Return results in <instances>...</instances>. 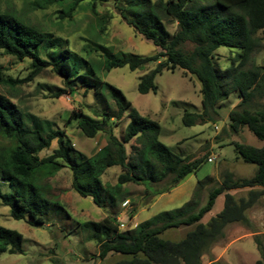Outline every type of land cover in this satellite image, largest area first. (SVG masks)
I'll return each mask as SVG.
<instances>
[{
  "label": "trees",
  "instance_id": "1",
  "mask_svg": "<svg viewBox=\"0 0 264 264\" xmlns=\"http://www.w3.org/2000/svg\"><path fill=\"white\" fill-rule=\"evenodd\" d=\"M35 1L41 9L57 6L60 20L69 22L78 12H90L96 17V38L104 35L114 18L99 15L97 6L112 2L117 17L158 50L150 56L115 55L99 41L89 40L83 49L85 57L71 50L69 41L28 22L17 11L2 10L0 0V53L17 62L30 61L31 70L28 78L19 80L6 77L0 68V86L15 87L50 68L63 85L52 98L82 89V94L90 92L98 105L88 108L90 115L72 112L69 122H76L83 137L94 139L103 134L106 141V146L90 157L82 153L73 156L74 148L64 131L24 112L0 94V178L13 188L12 193L0 190V204L8 208L9 217L26 221L31 227H42L56 209L70 218L60 204L45 198L42 184L66 168L73 192L89 198L106 214L98 222L76 223L85 234L84 240L97 244L99 260L117 255L121 259L116 264H202V257L223 239L228 225L250 227L246 213L264 196V103L255 102L264 100V66L251 63L252 55L264 42V0ZM165 22L175 23L173 34ZM220 47L238 50L228 57L230 65L225 70L220 69L214 57ZM92 52L99 53L101 62L89 59ZM150 63L155 67L139 81V94L155 93V77L163 71L181 70L199 82L202 109L196 114L185 112L181 118L184 126L212 122L211 116L217 114L219 105L235 94L239 103L228 113L229 131L236 135L246 129L262 145L257 148L237 141L228 144L237 159L255 166L252 177L239 178L224 171L220 183L209 190L204 205L190 199L183 207L154 216L124 233L116 209L126 199L125 185L143 186L144 200L156 198L170 193L209 160L204 154L185 158L172 154L159 142L160 125L143 117L120 90L98 78L94 71L98 65L106 72L123 67L135 71ZM124 115L130 122L119 140L113 128ZM132 140L138 147L131 146L134 151L129 154L126 145ZM53 141L56 149L40 157ZM112 167L121 169L116 183H102L101 176ZM207 182L210 179L198 182V190ZM242 189L248 190L247 198L235 199L231 192ZM219 196H223L222 209L203 221ZM148 203L142 202V207ZM135 214L134 209L128 218ZM181 228L187 231L180 240L162 238L165 232ZM23 241L17 231L0 226V254L22 255ZM254 242L259 255L255 264H264V236L255 235Z\"/></svg>",
  "mask_w": 264,
  "mask_h": 264
},
{
  "label": "rangeland",
  "instance_id": "2",
  "mask_svg": "<svg viewBox=\"0 0 264 264\" xmlns=\"http://www.w3.org/2000/svg\"><path fill=\"white\" fill-rule=\"evenodd\" d=\"M112 4V2H107L97 6L99 15L114 17L107 26L104 35H100L99 38H96L98 33L96 17L90 12H78L69 22L60 20V9L57 6L41 9L35 0H1V9L17 11L28 22L69 41L71 50L85 57L83 49L88 45L89 40L99 41L102 47L115 55L131 53L150 56L156 53L158 49L151 42L135 33L132 28L117 17ZM164 24L168 32L173 34L176 28L175 23L165 22ZM236 53L238 50L224 47L215 51V61L221 70H225L230 65L228 57L234 56ZM98 55L99 53L92 52L89 59L101 62ZM251 63L264 66V42H262L259 51L252 55ZM154 67L155 64L150 63L135 71L123 67L106 72L98 65L94 71L98 78L120 90L126 100L143 117L160 125L159 142L165 145L172 154L181 158L200 157L204 154L210 160H205L194 174L186 178L185 182L159 198L144 200L143 186L125 185L126 199L124 202L127 201L128 204L124 207L122 206L124 202L120 203L116 209L117 220L121 223L120 230L124 233L132 231L137 225L154 216L183 207L190 199L197 200L199 206L204 205L209 190L220 183L224 171H230L239 178L252 177L255 173V166L245 164L237 159L232 146L228 144L237 141L257 148L262 145L246 129L236 135L229 131L228 113L235 109L239 103L235 94L219 105L217 114L211 116L212 122L184 126L181 118L185 112L196 114L200 113L202 109L199 82L194 76L181 70L163 71L155 77L157 87L155 93L139 94L137 92L139 81L148 75ZM0 68L4 75L11 79L23 80L31 75L30 61L17 62L1 53ZM59 89H63L62 80L50 68H46L32 80L17 84L15 87L0 86V94L12 100L24 112L51 124L54 129L64 131L74 148L73 156L82 153L86 157H90L106 146L105 136L98 134L94 139L83 137L76 128V122L73 120L69 122V117L72 112L90 115L88 108L96 105L95 99L90 92L84 96L82 89H78L73 94H63L59 98H52V95ZM255 102L262 104L264 100L256 99ZM129 122L128 117L124 115L119 124L113 128V134L119 140L124 136ZM131 146L138 147V144L132 140L126 145L129 154L134 151H131ZM56 147V142L53 141L49 149L43 150L39 156L50 155ZM120 173L119 167L108 168L101 176V181L104 184L114 185ZM206 178L210 179V182L205 183L198 190L197 183ZM42 184L45 189V198L50 202L60 204L70 215V218L56 209L42 227H31L26 221L11 219L8 208L0 204V226L17 231L24 239L23 254H0V264H116L121 259L117 255H108L104 260L97 259V244L86 242L81 226L76 224L98 222L106 214L97 208L89 198H81L73 192L70 171L62 168L55 176L44 180ZM162 185L163 183L154 185V188H159ZM0 190L2 193L13 192V188L1 178ZM231 193L235 199L248 196L246 189ZM142 202H149V205L142 207ZM222 205L223 196H219L211 212L205 215L203 221L206 222L216 215L222 209ZM134 209L136 214L132 218H128L130 211ZM246 214L250 220V227L240 223L228 225L224 230L223 239L204 254L202 264L211 262L255 264L259 255L254 236H264V196ZM186 231L185 228L169 230L162 235V238L178 241L183 238Z\"/></svg>",
  "mask_w": 264,
  "mask_h": 264
},
{
  "label": "built area",
  "instance_id": "3",
  "mask_svg": "<svg viewBox=\"0 0 264 264\" xmlns=\"http://www.w3.org/2000/svg\"><path fill=\"white\" fill-rule=\"evenodd\" d=\"M209 160H210V159H209ZM127 204H128V202L126 201V202H124V203H123V205H122V206H124V207H125Z\"/></svg>",
  "mask_w": 264,
  "mask_h": 264
},
{
  "label": "crops",
  "instance_id": "4",
  "mask_svg": "<svg viewBox=\"0 0 264 264\" xmlns=\"http://www.w3.org/2000/svg\"><path fill=\"white\" fill-rule=\"evenodd\" d=\"M185 180H186V179H185ZM185 180H184L183 182H185ZM183 182H182V183H183ZM177 187H178V186H177ZM177 187H176V188H177ZM176 188H175V189H176ZM163 195H164V194H163ZM161 196H162V195H161ZM161 196H158V198L161 197ZM153 201H155V200L153 199ZM153 201H152V202H153Z\"/></svg>",
  "mask_w": 264,
  "mask_h": 264
}]
</instances>
